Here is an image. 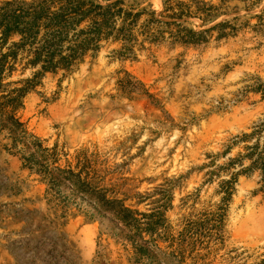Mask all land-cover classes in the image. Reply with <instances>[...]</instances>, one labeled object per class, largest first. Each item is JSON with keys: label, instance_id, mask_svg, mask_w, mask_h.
I'll return each mask as SVG.
<instances>
[{"label": "rangeland", "instance_id": "rangeland-1", "mask_svg": "<svg viewBox=\"0 0 264 264\" xmlns=\"http://www.w3.org/2000/svg\"><path fill=\"white\" fill-rule=\"evenodd\" d=\"M120 1L129 12L146 11L135 55L119 56L122 44L110 42L69 71L45 73L18 117L56 155L50 162L84 169L134 211L162 212L175 238L192 233L186 264H264L259 173L237 176L227 206L221 192L244 169L231 166L244 147L234 142L264 124V0ZM184 12L191 15L170 19ZM153 13L183 28L158 26L162 37L152 42L140 27ZM220 23L200 44L178 41L184 28L202 33ZM23 67L10 82L40 71ZM30 154L0 133V264H135L121 227L71 189L52 191L24 166Z\"/></svg>", "mask_w": 264, "mask_h": 264}, {"label": "trees", "instance_id": "trees-1", "mask_svg": "<svg viewBox=\"0 0 264 264\" xmlns=\"http://www.w3.org/2000/svg\"><path fill=\"white\" fill-rule=\"evenodd\" d=\"M113 1L104 0L107 5L103 6L90 0H42L29 5L11 0L0 8V133L9 132L13 148L23 144L31 150L30 155L23 157L24 166L43 174L52 191L67 187L75 195L88 200L101 216H109L116 222L125 234L124 239L135 245V264H186L189 252L193 250L192 233L175 238L167 232L162 212L148 216L134 211L126 206L125 201L110 197L109 192L89 178L84 169H65L56 166V160L50 162L56 155L45 148L40 138L31 134L18 117L26 98L39 85L45 73L69 71L78 61L89 54L96 55L104 44L110 42L122 44L120 50L114 51L119 56L130 58L135 55L136 30L146 11L129 12L121 7L122 1L111 3ZM190 15L184 12L170 19L180 20ZM158 26L183 28V24L161 21L153 13V18L140 27L143 30L140 33L157 42L163 34ZM223 26L224 23H220L202 33L184 28L186 34L177 38L180 43L197 45L203 41L204 34ZM24 55L27 56L23 59ZM21 65L24 72L38 68L40 71L32 73L30 78L10 82ZM257 129L234 142L235 145L244 144V147L243 152L231 160V166L240 165L244 169L230 181L222 183L224 206L231 201L237 176L241 173L258 172L260 192L264 193V124ZM245 162L250 165L244 167ZM144 234L152 238L145 240ZM154 236L165 239L164 242L170 243L167 249L174 250L164 252Z\"/></svg>", "mask_w": 264, "mask_h": 264}]
</instances>
